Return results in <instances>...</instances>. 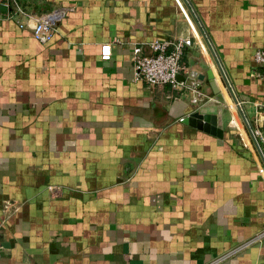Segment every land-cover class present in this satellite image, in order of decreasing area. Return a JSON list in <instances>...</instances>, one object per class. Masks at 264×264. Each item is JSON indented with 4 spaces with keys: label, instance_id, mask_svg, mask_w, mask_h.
<instances>
[{
    "label": "crops",
    "instance_id": "0c3cea01",
    "mask_svg": "<svg viewBox=\"0 0 264 264\" xmlns=\"http://www.w3.org/2000/svg\"><path fill=\"white\" fill-rule=\"evenodd\" d=\"M178 1L206 48L186 49L179 91L132 62L190 36L176 0H16L69 9L45 44L0 8V264H264V164L233 102L249 125L264 102V0ZM197 112L216 134L184 122Z\"/></svg>",
    "mask_w": 264,
    "mask_h": 264
},
{
    "label": "built area",
    "instance_id": "2783aa9c",
    "mask_svg": "<svg viewBox=\"0 0 264 264\" xmlns=\"http://www.w3.org/2000/svg\"><path fill=\"white\" fill-rule=\"evenodd\" d=\"M176 2L191 28L190 36L178 37L173 40L152 41L148 44L151 51V55L149 56L144 55L140 47H134L132 50L133 80L142 82L149 88L169 86L171 89L177 91L184 89L185 83L184 81H180L178 77L180 72L185 70L182 65V58L186 49L192 46L195 39L198 47L203 52L206 50L201 36L195 31L185 10L178 0ZM0 7H4L8 11L5 15L6 19L12 18L14 15L23 18V22L19 19L16 20L18 27L29 29L33 37L41 44L47 43L56 34L58 24L66 17L69 11L67 8L57 7L43 14H29L17 4L16 0H0ZM2 20L3 18L0 16V22ZM110 59V45H103L101 47L100 60L108 62ZM253 60L261 68V71L255 75V78L264 83V49L255 51ZM188 89L191 93L192 104H198L205 98L206 100H210L199 90V84H193ZM252 104L256 112L254 119L249 125V134L255 140L261 154L264 156V131L262 130L264 124V102L254 101ZM239 105L241 106L242 103L239 102ZM243 133L247 135L244 128ZM256 163L264 179V168L258 158H256Z\"/></svg>",
    "mask_w": 264,
    "mask_h": 264
},
{
    "label": "water",
    "instance_id": "95a60500",
    "mask_svg": "<svg viewBox=\"0 0 264 264\" xmlns=\"http://www.w3.org/2000/svg\"><path fill=\"white\" fill-rule=\"evenodd\" d=\"M1 8V7H0ZM178 79L180 81H182V78ZM213 89L214 91H216V87L213 84ZM234 104L237 106V113L241 119V121L243 122V124L246 126V128L249 129V122L248 119L246 118L242 107L239 105V103L236 101V99H233ZM186 124L204 130L206 132L212 133V134H216V119L213 116L210 115H203L200 113H193L190 117H188L185 121ZM262 162L264 164V156L262 155Z\"/></svg>",
    "mask_w": 264,
    "mask_h": 264
},
{
    "label": "bare ground",
    "instance_id": "6f19581e",
    "mask_svg": "<svg viewBox=\"0 0 264 264\" xmlns=\"http://www.w3.org/2000/svg\"><path fill=\"white\" fill-rule=\"evenodd\" d=\"M220 93H221V91H220ZM222 94V93H221ZM223 96V95H222ZM224 98V97H223ZM224 102H225V105L227 106V108L229 109V111H230V104H229V102H228V100H226V99H224Z\"/></svg>",
    "mask_w": 264,
    "mask_h": 264
},
{
    "label": "rangeland",
    "instance_id": "374dc122",
    "mask_svg": "<svg viewBox=\"0 0 264 264\" xmlns=\"http://www.w3.org/2000/svg\"><path fill=\"white\" fill-rule=\"evenodd\" d=\"M202 43L204 44L203 40H202Z\"/></svg>",
    "mask_w": 264,
    "mask_h": 264
}]
</instances>
